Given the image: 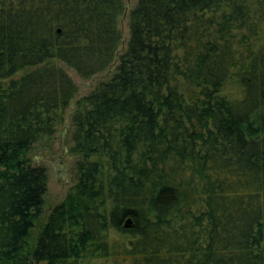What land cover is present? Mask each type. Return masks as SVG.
<instances>
[{
  "label": "trees",
  "instance_id": "1",
  "mask_svg": "<svg viewBox=\"0 0 264 264\" xmlns=\"http://www.w3.org/2000/svg\"><path fill=\"white\" fill-rule=\"evenodd\" d=\"M125 9L0 0V264H264V0H136L117 54ZM114 62L73 103V184L43 214L27 155L76 95L63 67Z\"/></svg>",
  "mask_w": 264,
  "mask_h": 264
},
{
  "label": "rangeland",
  "instance_id": "2",
  "mask_svg": "<svg viewBox=\"0 0 264 264\" xmlns=\"http://www.w3.org/2000/svg\"><path fill=\"white\" fill-rule=\"evenodd\" d=\"M135 1L136 0H123L126 9L125 13L119 20V26L122 33V44L118 48L117 54H119L124 48L127 37L126 15L127 11L134 6ZM115 63L116 62H114L108 71L86 80L78 78L71 70L63 67L64 71L77 88L76 95L63 112L62 121L57 126L55 135L50 140H44L34 144L27 155L32 165L44 168L46 173V191L43 196V214H46L53 206L58 204L73 184V177L70 168L75 158L68 154V148L70 147L69 113L73 107V103L81 96L89 93L98 83L108 79ZM229 88L232 92L233 88L231 86ZM97 263L98 261H90V264Z\"/></svg>",
  "mask_w": 264,
  "mask_h": 264
},
{
  "label": "water",
  "instance_id": "3",
  "mask_svg": "<svg viewBox=\"0 0 264 264\" xmlns=\"http://www.w3.org/2000/svg\"><path fill=\"white\" fill-rule=\"evenodd\" d=\"M123 225H124V226H128V225H130V221H129V219H126Z\"/></svg>",
  "mask_w": 264,
  "mask_h": 264
}]
</instances>
